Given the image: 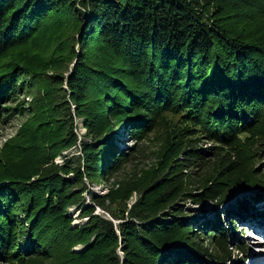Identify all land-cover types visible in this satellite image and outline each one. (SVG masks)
Returning a JSON list of instances; mask_svg holds the SVG:
<instances>
[{
  "label": "trees",
  "instance_id": "trees-1",
  "mask_svg": "<svg viewBox=\"0 0 264 264\" xmlns=\"http://www.w3.org/2000/svg\"><path fill=\"white\" fill-rule=\"evenodd\" d=\"M52 16L78 23L82 50L96 51L65 89L57 85L92 133L81 144L84 171L77 155L41 176L0 166V264H226L230 250L245 252L242 243L229 250L226 231L236 216L257 212L264 190V0H0V53ZM15 75L0 84V125L5 104L28 87ZM54 105L46 108L53 122L71 120L70 106L55 113ZM165 114L212 145L182 146V139L175 172L142 187L131 208L116 203L117 224L90 216L81 179L99 169L109 176L138 152L107 138L120 128L139 138ZM184 169L194 182L180 183ZM192 187L200 190L195 203L237 196L223 224L216 208L211 219L185 218L176 202L193 197ZM76 206L87 222L75 227L69 207ZM75 245L81 251L69 252Z\"/></svg>",
  "mask_w": 264,
  "mask_h": 264
},
{
  "label": "rangeland",
  "instance_id": "rangeland-1",
  "mask_svg": "<svg viewBox=\"0 0 264 264\" xmlns=\"http://www.w3.org/2000/svg\"><path fill=\"white\" fill-rule=\"evenodd\" d=\"M61 19L52 16L42 21L39 32L35 36L0 53V84L5 77L14 73L17 74L15 75L16 84L24 82L28 86L21 91L20 95L13 96L11 101L5 104V107L9 108L5 109L6 115L3 114L4 121L0 125L1 167L27 169L36 176H41L43 171L48 173V168L52 170L50 164L59 166L63 159L77 155L81 158L80 169L84 171L81 166L82 163L84 164L81 144L89 142L88 137L92 130L87 125L86 119L82 121L76 118L73 114L75 107L73 102L67 93L62 94L57 85L62 83L61 86L65 89V80L73 74L78 63L83 65V61H89L92 58L89 55L95 54L96 51L94 48H87L89 55H86L87 52L82 50L85 44H82L79 39L82 30H79L78 23L65 17ZM260 22L264 23L263 20ZM83 55L88 57L83 59ZM62 99H65V105L60 103ZM54 103L53 107H57L54 110L55 113H58L61 105L70 106L71 120L68 115L65 117L59 115L64 122H53L51 111L46 108ZM0 105L3 104L0 103ZM15 107H20V111L15 110ZM158 116L157 123L150 126L139 138L131 136V133L121 128L107 138L116 139V146L121 151L135 147L138 152L135 156L120 160L119 164L114 163V167L109 168L111 172L109 176L106 175L105 170L101 172L99 169L94 172L95 178L88 179L84 176L81 179L85 186L82 194L83 201L89 206L87 212L90 216L97 215L100 218L109 219L113 225L117 224L119 221L113 219L110 214L111 210L120 207L116 206V203L120 202L127 209L131 208L142 187L150 184L158 176L168 177L171 172H175L177 167L175 159L178 155L180 157L176 149L182 139V146L195 145L205 149L212 145L209 141L205 143L201 134L178 123L175 117L171 118L168 114ZM41 129H44L43 133H40ZM239 141L242 143L244 140ZM27 158H30V161L26 163ZM260 165L262 170L260 172L263 173L264 161L259 163ZM191 173L192 170L184 169L179 176L180 183H183V179L187 184L194 182L197 176ZM159 179L157 181L160 183ZM199 192L197 187H192L193 197L185 196L186 199H179L176 202L185 218L201 220L200 217L204 216L211 219L212 210L216 208L221 213L219 219L223 224L224 209L233 206L237 196L221 203L212 202L211 198L195 203L192 199L198 196ZM249 194L252 193L249 192ZM92 196L98 197V201L93 202ZM260 198L261 200L256 203L257 212L253 215L236 216V225L234 224L232 228L227 227L226 235L230 237L229 250L230 246L242 243L245 252L230 250L231 258L226 261V264H264V217L259 216L264 213V190ZM117 211L120 213V210ZM69 213L73 219V226H81L87 222L85 217H81V208L78 210L77 206L69 207ZM123 215L127 216L128 211L123 212ZM222 226L226 229L225 224ZM77 251H81V246L70 247L69 252Z\"/></svg>",
  "mask_w": 264,
  "mask_h": 264
}]
</instances>
